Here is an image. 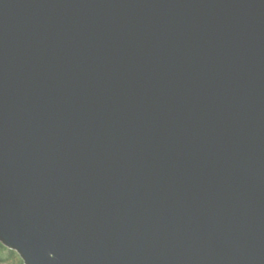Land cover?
<instances>
[{
	"label": "water",
	"instance_id": "95a60500",
	"mask_svg": "<svg viewBox=\"0 0 264 264\" xmlns=\"http://www.w3.org/2000/svg\"><path fill=\"white\" fill-rule=\"evenodd\" d=\"M0 241L264 264V0H0Z\"/></svg>",
	"mask_w": 264,
	"mask_h": 264
},
{
	"label": "trees",
	"instance_id": "16d2710c",
	"mask_svg": "<svg viewBox=\"0 0 264 264\" xmlns=\"http://www.w3.org/2000/svg\"><path fill=\"white\" fill-rule=\"evenodd\" d=\"M0 242H2V241H0ZM8 260L17 261L18 264H25V261L22 258V256L19 254V252H17L16 250H14V249H12V248H10L4 244V248L0 249V261L6 262Z\"/></svg>",
	"mask_w": 264,
	"mask_h": 264
},
{
	"label": "rangeland",
	"instance_id": "374dc122",
	"mask_svg": "<svg viewBox=\"0 0 264 264\" xmlns=\"http://www.w3.org/2000/svg\"><path fill=\"white\" fill-rule=\"evenodd\" d=\"M9 247V246H8ZM0 264H18V262L17 261H11V260H8V261H6V262H4V261H0Z\"/></svg>",
	"mask_w": 264,
	"mask_h": 264
},
{
	"label": "snow or ice",
	"instance_id": "6c2138e0",
	"mask_svg": "<svg viewBox=\"0 0 264 264\" xmlns=\"http://www.w3.org/2000/svg\"><path fill=\"white\" fill-rule=\"evenodd\" d=\"M4 248V244L2 242H0V249Z\"/></svg>",
	"mask_w": 264,
	"mask_h": 264
}]
</instances>
